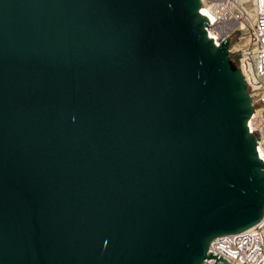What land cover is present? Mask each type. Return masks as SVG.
I'll return each instance as SVG.
<instances>
[{
    "label": "water",
    "instance_id": "obj_1",
    "mask_svg": "<svg viewBox=\"0 0 264 264\" xmlns=\"http://www.w3.org/2000/svg\"><path fill=\"white\" fill-rule=\"evenodd\" d=\"M201 0H0V264H202L264 217L247 81Z\"/></svg>",
    "mask_w": 264,
    "mask_h": 264
},
{
    "label": "built area",
    "instance_id": "obj_2",
    "mask_svg": "<svg viewBox=\"0 0 264 264\" xmlns=\"http://www.w3.org/2000/svg\"><path fill=\"white\" fill-rule=\"evenodd\" d=\"M201 11L209 18L207 27L222 40L230 39V55L247 81L254 112L248 122L257 137L264 161V0H201ZM211 37V35H210ZM224 258H206L202 264H264V217L253 227L215 238L208 250Z\"/></svg>",
    "mask_w": 264,
    "mask_h": 264
},
{
    "label": "bare ground",
    "instance_id": "obj_3",
    "mask_svg": "<svg viewBox=\"0 0 264 264\" xmlns=\"http://www.w3.org/2000/svg\"><path fill=\"white\" fill-rule=\"evenodd\" d=\"M202 13H208L207 12V10L205 9V10H203V12ZM210 35H211V37H213L214 39H216V41H217V43H219V36H218V34L216 33V32H213L212 30H210Z\"/></svg>",
    "mask_w": 264,
    "mask_h": 264
},
{
    "label": "rangeland",
    "instance_id": "obj_4",
    "mask_svg": "<svg viewBox=\"0 0 264 264\" xmlns=\"http://www.w3.org/2000/svg\"><path fill=\"white\" fill-rule=\"evenodd\" d=\"M233 58L236 60L237 62V56L235 54H232Z\"/></svg>",
    "mask_w": 264,
    "mask_h": 264
},
{
    "label": "flooded vegetation",
    "instance_id": "obj_5",
    "mask_svg": "<svg viewBox=\"0 0 264 264\" xmlns=\"http://www.w3.org/2000/svg\"><path fill=\"white\" fill-rule=\"evenodd\" d=\"M231 60L236 62V60L233 58V56H232V55H231Z\"/></svg>",
    "mask_w": 264,
    "mask_h": 264
}]
</instances>
